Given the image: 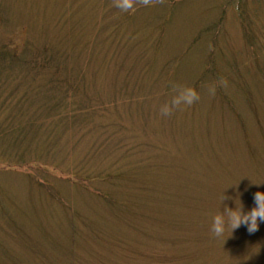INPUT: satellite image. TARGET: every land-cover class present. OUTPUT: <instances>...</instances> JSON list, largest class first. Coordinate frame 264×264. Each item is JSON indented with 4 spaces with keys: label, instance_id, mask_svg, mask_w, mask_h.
Masks as SVG:
<instances>
[{
    "label": "rangeland",
    "instance_id": "obj_1",
    "mask_svg": "<svg viewBox=\"0 0 264 264\" xmlns=\"http://www.w3.org/2000/svg\"><path fill=\"white\" fill-rule=\"evenodd\" d=\"M116 4L0 0V264H264V0Z\"/></svg>",
    "mask_w": 264,
    "mask_h": 264
},
{
    "label": "clouds",
    "instance_id": "obj_2",
    "mask_svg": "<svg viewBox=\"0 0 264 264\" xmlns=\"http://www.w3.org/2000/svg\"><path fill=\"white\" fill-rule=\"evenodd\" d=\"M148 2L149 0H144L145 4ZM133 4L134 0H117L116 6L123 11H129L133 9ZM210 91L213 95L215 94V88H212ZM198 99L199 94L194 88H180L177 90L176 95L173 96L171 102L162 106L161 113L165 116L170 115L173 109L180 108L181 106H191ZM228 199H234L235 207H229L224 203V201ZM237 199H239V195L232 198L225 195V192L223 193L221 197V206L223 205V210L214 216L211 224V232L215 237H224L225 232L229 229L233 234L234 230L241 226L246 227L247 231L252 234L259 229L261 223H264V191H257L255 193V206L248 211L244 210L240 199V206L237 207Z\"/></svg>",
    "mask_w": 264,
    "mask_h": 264
},
{
    "label": "trees",
    "instance_id": "obj_3",
    "mask_svg": "<svg viewBox=\"0 0 264 264\" xmlns=\"http://www.w3.org/2000/svg\"><path fill=\"white\" fill-rule=\"evenodd\" d=\"M29 48H31V43H30V46H29ZM34 48H36V46L34 47ZM8 51H15V50H12V49H5V50H3V52L1 51L0 52V62H3L5 59H6V57H7V55H9V57L11 58V59H15V61L16 62H18V63H21V61H24V62H26V60H27V58H26V54H23L22 55V57H21V59L20 58H15V55L14 54H12L11 52H9L10 54H8L7 52ZM42 53L41 52H38L37 53V55H35L36 57H35V59L32 61V63L33 64H38L39 66H44V64H45V61H46V63H48V58H42V55H41ZM28 62V61H27ZM10 63H13V62H10ZM56 111L57 112H59V111H61L60 109H56Z\"/></svg>",
    "mask_w": 264,
    "mask_h": 264
}]
</instances>
